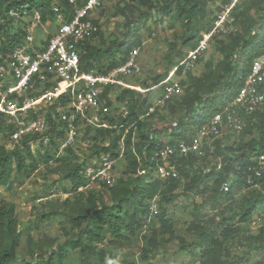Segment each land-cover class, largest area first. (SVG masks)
<instances>
[{"label": "trees", "instance_id": "1", "mask_svg": "<svg viewBox=\"0 0 264 264\" xmlns=\"http://www.w3.org/2000/svg\"><path fill=\"white\" fill-rule=\"evenodd\" d=\"M86 1L76 0V4L81 6ZM228 1L221 0V3ZM56 2L63 8L67 18L73 16L75 5L69 0H0V19L2 20L0 50L3 54L10 52L26 36V26L14 27V21L17 18L18 20L29 18L34 10H39L44 22H52L56 18L53 10ZM207 2L208 0H124L118 3L115 14L124 20L123 26L126 28L124 39L115 38L108 44L101 40L99 46H95L91 41L85 42L81 45V62L84 69L107 73L108 70L126 62L129 51L141 42V30L151 20L163 23L165 19H169L171 27L179 23L184 32L181 46L195 48L202 32L210 29L213 22L214 14L209 24L210 12ZM218 8H220L219 4ZM253 10L255 13L262 12L261 20L255 21L254 18H250ZM155 15L157 17H154ZM232 16L235 18L234 23L236 21L239 23V27L237 26L236 31L233 32V38L228 41L218 39L216 43L217 50L222 54L221 66L224 65L221 82L213 80V73L205 74L202 78L190 76L191 84L197 87L207 86L208 92L194 91V94L183 98L182 101L180 99L183 93L168 102V107L172 110H175L176 105L181 110V115L175 123L162 126L147 125L141 115L146 113L150 105L148 98L133 89L120 90L118 99L123 100L128 97L134 104L131 111L118 121L117 126L120 132L113 130L118 134L113 136L110 146L102 148L103 152H110L114 158L118 159V149L122 140L123 153L127 162L123 176L117 183V192L112 202H106L100 199L94 188L78 191V187L85 183L81 171L82 164H68L62 174L60 186L65 189V194L73 192L77 195L76 199L80 206L71 208L68 219L72 228L77 229L79 234L76 238H67L44 264H64L69 251L75 249H80L81 254L88 257L83 264H111L115 256L113 250L105 252L104 249L97 247V243L109 242L112 238L122 243L131 242L136 232L152 216L150 208L154 199L157 201L159 211L153 216L157 217L159 227H155L154 234L148 238L146 252H150L158 244L156 237L158 230L164 235L173 236L175 234L172 218L166 205L171 204L178 196L175 189L179 181L182 177H189L191 166L199 157L193 154L180 157L179 176L161 179L156 174L161 161L158 154L159 149L166 142L171 144H175L178 140L189 142L198 127L220 111L224 104L237 94L250 71L253 60L264 51V0H246L234 8ZM248 18L251 23L247 25L245 21ZM95 22L98 20L96 19ZM101 30L96 37L100 35ZM220 36H214L211 42ZM173 45L174 49H177V45L175 43ZM205 53L199 57L197 62ZM181 70V67H178L177 71L181 72ZM167 77L166 74L158 75L154 78V82L159 84ZM180 81L183 85L181 79ZM183 87L185 92V86ZM109 88L107 87L105 92ZM140 96L142 101L138 103ZM48 116L51 125L50 145L46 146L39 141L38 135L24 136L14 144L11 150L0 145V187H3L5 191H12L17 179L27 180L38 169V160L32 152L33 143L37 148H59L56 137L64 135V130L59 128L62 124L52 120L51 115ZM246 121L247 124L242 132L257 130L259 136L251 138L244 144L215 146L212 153L217 156L221 165L219 166L218 163L210 171L196 173L197 176L194 177L199 183L214 180L211 187L204 186L202 190H198V193L203 194L208 190L212 192L213 207L222 201L233 199L242 190L254 186L262 187L263 192L260 196L246 200L241 204L240 212L223 217L222 222L218 224H227L230 220L232 222L239 220L246 224L252 220L257 210H264V176L257 177L254 174V168L258 166L257 158L264 154V110L247 116ZM13 129L14 125H7L5 119L0 118V131L6 133L7 138L9 135L7 131L11 132ZM97 129L103 133L110 131L108 128H96L95 130ZM135 132L137 138L134 135ZM124 133L126 134L123 136ZM217 140L213 144L216 145ZM51 157V154H46V161ZM249 176H252V183L248 182ZM227 180H230V189L224 192L221 186ZM198 186L199 184L192 181L188 188L196 190ZM15 208V203L4 200L0 192V264H41L37 254L19 258L17 249L20 245L21 234ZM50 217L48 214H42L40 219ZM226 230L232 231L231 229ZM260 238L262 237L253 236L250 239L255 243L254 248L258 247L257 243L261 242ZM180 251L190 253L191 256L199 255L202 259L200 264L224 263V242L215 228H201L192 242H182Z\"/></svg>", "mask_w": 264, "mask_h": 264}, {"label": "rangeland", "instance_id": "2", "mask_svg": "<svg viewBox=\"0 0 264 264\" xmlns=\"http://www.w3.org/2000/svg\"><path fill=\"white\" fill-rule=\"evenodd\" d=\"M123 1L110 0L101 3L95 10L102 22L100 35L92 40L95 46L101 45V40L108 44L115 38L124 39L126 30L123 26L124 20L115 14L116 6ZM219 2L220 0H208L207 2L210 12L209 24ZM256 13L253 10L250 18H254L255 21L261 20L262 12ZM234 20L235 18L232 16L228 22V32L224 36L214 39L205 55L200 58L192 70L186 73L182 70L181 72L176 70L184 55L188 54L190 50V48L181 46V38L184 33L182 26L175 23L171 27L169 19H165L163 23L149 21L143 28L145 30H141V42L134 46V48L139 47L137 61L141 66V71L132 72L128 77H123L130 85L128 89L144 94L151 105L161 93V82L155 84L154 78L166 74L182 80L185 86L184 95L180 99L182 101L183 98L194 94V91L208 92L207 86L197 87L191 84L190 76L202 78L205 74L213 73V80L221 82L224 65L221 66L222 54L217 50L216 43L218 39L228 41L233 38L235 28L239 27L238 21L234 23ZM1 21L0 19V23ZM245 23L248 25L251 20L248 18ZM28 24V17L19 20L17 18L14 21L15 28L25 27ZM174 43L177 45V49H174ZM123 88L121 85L114 84L101 97L102 111L105 120L108 122L109 126L106 128L110 130L109 132L103 133L98 129H82L77 135L76 142L61 152L56 147V151L55 148L33 147L32 152L39 165L35 173L27 180L17 179L12 191H5L3 187H0L1 197L8 202H14L16 205L15 211L20 222L21 234L20 245L17 249L19 258L37 254L41 264H44L67 238H76L79 234L77 229L72 228L68 218L71 208L79 207L80 203L76 199L75 193L65 194V189L60 186L61 177L68 164L80 163L83 168L85 164L96 160L103 152L102 148L110 146L113 136L120 132L117 125L121 117H124L123 108L126 107L130 112L134 104L128 97L123 100L118 99L120 90ZM141 101L142 97L140 96L138 103ZM180 115L181 110L178 105L175 106V110H172L167 104L155 113L150 115L144 113L141 117L147 125L162 126L175 123ZM113 130L118 131L114 132ZM134 135L137 138L136 132ZM258 136L259 131L257 130L240 134L226 133L217 140L216 145L213 144L209 147L206 153L195 161L194 165L191 166L192 170L189 177H182L175 189L178 196L171 204L166 205L172 218L175 234L173 236L164 235L158 230L156 235L158 244L150 252H146L145 248L148 244V238L154 234V228L159 227L156 216H150L148 222L136 232L131 242L122 243L118 239L112 238L109 242L97 243V247L104 249L105 252L113 250L115 256L111 264H200L202 259L199 255L191 256L190 253L181 252L180 245L183 241L192 242L201 228L210 227L218 230L224 242L223 264H264L263 209L257 210L253 214L252 220L246 224L239 220L235 222L230 220L227 224H218V222H222L223 217L240 212L243 202L254 196H260L263 192L262 187L254 186L242 190L233 199L222 201L213 207L212 192L208 190L207 193L203 194L198 193V190H202L204 186L211 187L214 180L199 183L197 178L194 179L197 176L196 173L208 172L219 163L217 156L212 153L215 146L244 144L251 138ZM121 142L118 149L119 157L113 169L115 183L113 185L96 183L93 187L100 199L106 202L113 201L117 192V183L123 176L126 167L127 161L124 153H122L123 143ZM0 145H4L9 150L14 148V144H8L7 134L2 131H0ZM48 153L52 157L46 161V154ZM14 177L17 178L16 175ZM192 181L199 184L198 189L188 188ZM227 181L230 183V180ZM42 214H48L51 217L41 220ZM235 217L237 219L238 215ZM253 236L262 237L256 248H254L255 243L250 240ZM86 259L88 257L83 256L80 249L70 250L64 264H83Z\"/></svg>", "mask_w": 264, "mask_h": 264}, {"label": "built area", "instance_id": "3", "mask_svg": "<svg viewBox=\"0 0 264 264\" xmlns=\"http://www.w3.org/2000/svg\"><path fill=\"white\" fill-rule=\"evenodd\" d=\"M69 1L75 5L71 18L66 17L57 2L53 5L56 15L52 21L56 26L54 32L42 20L41 12L34 10L29 16L24 40L6 54L0 50V118L5 119L7 125H14L11 132L7 131L8 144L13 145L26 135H38L39 141L50 145L51 125L48 115L62 124L59 128L64 130L63 136L56 137L60 152L76 142L80 130L108 127L102 111V94L114 84L130 88L123 77L141 71L137 61L139 47L132 48L126 62L107 73L94 69L86 71L81 62V45L92 42L102 29V22H95L92 12L101 3L110 0H87L81 6L76 4V0ZM244 1L221 3L220 0V8L215 10L211 28L202 32L197 46L189 50L176 70L181 67L185 73L193 69L199 57L208 51L211 39L228 32V22L234 8ZM40 27L46 33L45 43L38 42L35 36V30ZM160 85L161 93L149 105L146 115L155 113L184 93V87L176 77L168 76ZM263 110L264 51L253 60L237 94L201 124L189 142H166L159 149L161 161L157 176L161 179L178 177L180 157L191 154L203 156L215 140L226 133L240 134L247 124L246 117ZM127 114L128 110L124 107L123 115ZM35 146L33 143L32 147ZM116 161L117 158L110 152H102L96 160L85 164L82 168L85 183L78 187V191L92 189L96 183L113 185ZM257 161L254 174L257 177L264 176V154L259 155ZM248 182H253L252 176L248 177ZM221 188L224 192L229 191V181H224ZM150 209L152 216L158 213L156 199L152 201Z\"/></svg>", "mask_w": 264, "mask_h": 264}, {"label": "crops", "instance_id": "4", "mask_svg": "<svg viewBox=\"0 0 264 264\" xmlns=\"http://www.w3.org/2000/svg\"><path fill=\"white\" fill-rule=\"evenodd\" d=\"M92 17L95 20L97 19V20L101 21L100 18H99V16H98V14L95 11L92 12ZM46 26H48V29L51 32H54L55 29H56L55 23L54 22H51V21L46 22ZM144 30L145 29H143L142 31H144ZM35 36H36V39H37L38 42H42V43H45L46 42L45 41V39H46V33H45V31L41 27L40 28H37L35 30ZM150 262H151V260H150Z\"/></svg>", "mask_w": 264, "mask_h": 264}]
</instances>
